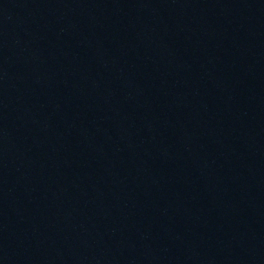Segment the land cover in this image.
<instances>
[{
	"label": "water",
	"instance_id": "1",
	"mask_svg": "<svg viewBox=\"0 0 264 264\" xmlns=\"http://www.w3.org/2000/svg\"><path fill=\"white\" fill-rule=\"evenodd\" d=\"M0 264H264V0H0Z\"/></svg>",
	"mask_w": 264,
	"mask_h": 264
}]
</instances>
